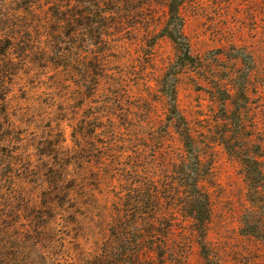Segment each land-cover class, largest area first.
<instances>
[{"label":"rangeland","instance_id":"1","mask_svg":"<svg viewBox=\"0 0 264 264\" xmlns=\"http://www.w3.org/2000/svg\"><path fill=\"white\" fill-rule=\"evenodd\" d=\"M165 1L119 8L96 82L47 63L2 79L0 195L28 206L24 216L57 201L48 238L19 248L36 264H264V238L250 234L264 213L243 174V157L264 165V0H185L188 60L162 34ZM98 51L82 49L78 76ZM189 191L207 200L204 224Z\"/></svg>","mask_w":264,"mask_h":264},{"label":"trees","instance_id":"2","mask_svg":"<svg viewBox=\"0 0 264 264\" xmlns=\"http://www.w3.org/2000/svg\"><path fill=\"white\" fill-rule=\"evenodd\" d=\"M134 1L0 0V102L7 101L6 86L2 79L9 71L12 76H16L24 68L30 67V64L32 66H38L41 63L51 64L55 67L54 70H63L66 76L74 75L85 83L89 82V78H93L95 82L100 80L105 76L100 68L105 66V61L101 57L110 50L107 46L111 43V31L120 25L117 19L123 11L119 8L126 7L124 9L126 14L138 11L139 7L133 5ZM184 2L185 0L165 1L167 22L162 29V34L180 44L181 50L184 51L183 59L188 60L191 57L182 34L181 8ZM86 47L99 51L94 53L95 58L91 65L85 67L86 73L83 71L78 76L74 68L84 67L79 61V55ZM98 85L99 83L96 84ZM167 95L171 113L168 121L174 124V128L180 134H183V140L188 147V136L185 131L187 128L177 113L174 95L172 93ZM101 114V112L96 113L90 117V120L93 117H97L98 121L101 120ZM0 134L3 138L9 137L7 133ZM120 144L124 145V143ZM222 144L229 156L233 157L235 147L230 146L227 141ZM257 158L262 157L258 155ZM243 160L246 194L250 201L263 209L264 213V203L261 199L264 195V165L259 160L248 157H243ZM66 171V167L59 168L55 176L56 180L54 179L53 182L54 190H58L59 183H65L68 176ZM69 188L67 187L66 190ZM190 188H193L192 184ZM194 190H197L196 187ZM53 198H48L49 201L47 199L45 202L48 210L45 211L46 214L41 211L40 216L34 217V215L24 216V210L29 212L30 209L28 206H22L21 200L1 193L0 264H36V261L30 260L28 255L25 257L19 248L33 244L35 241L31 238L37 239L38 244L48 238L50 222L46 219L49 218L48 212L54 210L53 207L57 204ZM188 199L193 203L191 214L194 219L204 224L208 219L206 198L198 191H189ZM16 204L20 206L16 207ZM21 223H29V225L20 228ZM257 228H253L250 234L264 238V227L257 226Z\"/></svg>","mask_w":264,"mask_h":264}]
</instances>
